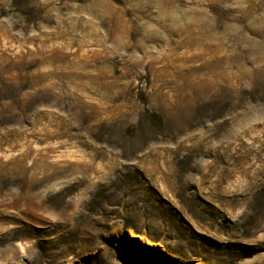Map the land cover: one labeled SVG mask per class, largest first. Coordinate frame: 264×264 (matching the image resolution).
I'll list each match as a JSON object with an SVG mask.
<instances>
[{"label":"rangeland","instance_id":"obj_1","mask_svg":"<svg viewBox=\"0 0 264 264\" xmlns=\"http://www.w3.org/2000/svg\"><path fill=\"white\" fill-rule=\"evenodd\" d=\"M0 264H264V0H0Z\"/></svg>","mask_w":264,"mask_h":264}]
</instances>
